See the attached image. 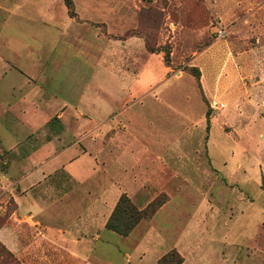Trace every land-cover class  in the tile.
Instances as JSON below:
<instances>
[{
	"label": "crops",
	"instance_id": "0c3cea01",
	"mask_svg": "<svg viewBox=\"0 0 264 264\" xmlns=\"http://www.w3.org/2000/svg\"><path fill=\"white\" fill-rule=\"evenodd\" d=\"M72 2L74 15L64 0H0V151L8 152L1 184L15 203L0 241L21 264H96L93 256L114 264L105 259L106 246L97 244L121 239L105 227L120 195L143 208L158 192L169 194L151 218L122 237L139 228L145 235L174 199L171 193L182 192L186 162L195 169L202 150V142L185 135L188 109L164 105L184 115L171 121L177 135L167 136L154 134L148 111L139 120L127 115L137 107L131 101L150 97L154 61L163 68L160 79L170 67L137 37L109 35L132 24L118 6L112 10L111 0ZM208 7L226 29L225 39L210 41L194 56L210 64L209 97L225 105L223 119L244 128L255 111L264 130V0H208ZM107 10L114 13L112 21ZM107 78L118 80L117 92L107 87ZM239 112L242 116L234 115ZM213 127L216 117L210 118L205 142L211 160L213 148L221 155L229 151L233 159L234 142L225 133L219 147L211 139ZM227 157H221L224 166ZM170 182L177 184L172 192ZM193 218L196 232L208 230L207 219ZM144 235L123 253L127 264H141ZM185 248L171 244L154 256L156 264L171 249L183 264ZM235 259L241 261L239 255Z\"/></svg>",
	"mask_w": 264,
	"mask_h": 264
},
{
	"label": "rangeland",
	"instance_id": "374dc122",
	"mask_svg": "<svg viewBox=\"0 0 264 264\" xmlns=\"http://www.w3.org/2000/svg\"><path fill=\"white\" fill-rule=\"evenodd\" d=\"M110 3L112 10L118 6L121 16L132 24L122 33L111 32L109 35L137 37L136 40L145 49L149 47L163 57L167 55L168 62L163 61L170 67L160 79L163 68L159 67L155 58V84L148 90L151 95L148 99L139 97L135 102L131 101L137 107L128 111L127 115L139 120L148 111L149 116L153 117L154 134L167 136L179 132L171 122L179 113L168 110L164 105L188 109L185 135L194 144L202 142V150L195 161V169L191 162H186L185 181L179 178L180 184L184 183L182 192L171 193L174 199L156 216L145 235L139 228L128 239L121 236L120 241L99 242L97 249L105 245L106 261L127 264L123 253L132 249L144 235L139 242V247L144 250L141 264H156L154 256L175 242L186 247L183 250L186 255L183 264H264V155L260 154L264 151V130L259 128L255 111L250 125L244 128L223 119L225 105L209 97L208 59L203 58L201 62L194 60L195 54L210 41L225 39L226 29L209 12L208 0H111ZM112 10H107L105 14L111 21L114 15ZM219 28L224 30L222 38H217ZM200 66L204 70L205 87H201ZM198 70L199 78L196 76ZM117 81L107 78L106 85L117 92ZM242 90L243 86L237 91L241 94ZM166 96H169V101H165L168 100L164 98ZM118 97L115 96V101ZM213 100H217L214 103L216 108L211 107ZM179 115L184 116L182 113ZM234 115L242 116V112ZM212 117H216L218 127H213L211 139L216 140L220 147L227 133L228 141L232 140L235 146L233 159L229 151L221 155L212 147L214 159L211 160L205 142L209 139L208 125ZM7 153L0 151V228L15 207L11 195L1 184L2 173L7 168L4 161ZM222 156H228L227 164L224 162L226 166L221 161ZM176 180L172 178L170 181ZM171 182L168 184L170 192L177 189V184ZM154 198L168 200L170 196L161 191ZM197 216L208 220L205 221L209 224L208 230H204L206 227L203 226V234L193 229V217ZM182 228H185L184 232ZM118 247L121 248L120 252ZM8 251L0 241V264H21ZM236 255L241 261L234 262ZM136 260L131 255L132 263ZM91 261L103 264L94 256Z\"/></svg>",
	"mask_w": 264,
	"mask_h": 264
},
{
	"label": "trees",
	"instance_id": "16d2710c",
	"mask_svg": "<svg viewBox=\"0 0 264 264\" xmlns=\"http://www.w3.org/2000/svg\"><path fill=\"white\" fill-rule=\"evenodd\" d=\"M64 2L68 9V13L74 15L72 0H64ZM147 49L154 52V49H150L149 47ZM163 59L168 62L167 55H165ZM197 72L196 76L199 78V70ZM166 201L167 199L160 200L154 198L143 208H139L126 193H122L108 217L105 227L119 235L127 236L141 220L151 218L157 209ZM8 253L11 254L10 251H8ZM158 261L161 264H181L183 262V257L175 249H172L161 256Z\"/></svg>",
	"mask_w": 264,
	"mask_h": 264
},
{
	"label": "built area",
	"instance_id": "2783aa9c",
	"mask_svg": "<svg viewBox=\"0 0 264 264\" xmlns=\"http://www.w3.org/2000/svg\"><path fill=\"white\" fill-rule=\"evenodd\" d=\"M224 36V30L222 29V28H219L218 30H217V38H222ZM215 102H213V104H211V107L212 108H216V106H215V104H214Z\"/></svg>",
	"mask_w": 264,
	"mask_h": 264
}]
</instances>
